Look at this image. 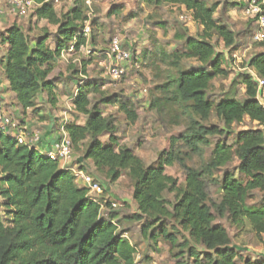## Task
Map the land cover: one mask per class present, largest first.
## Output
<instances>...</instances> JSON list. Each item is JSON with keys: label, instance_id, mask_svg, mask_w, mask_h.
Wrapping results in <instances>:
<instances>
[{"label": "trees", "instance_id": "trees-1", "mask_svg": "<svg viewBox=\"0 0 264 264\" xmlns=\"http://www.w3.org/2000/svg\"><path fill=\"white\" fill-rule=\"evenodd\" d=\"M144 1L184 6L203 27L198 37L188 35L187 30L175 34L176 39L184 41V50L157 53L164 66L178 70L176 77L166 74L167 81L159 85L164 96L152 100L150 106L177 124L188 115L185 131L171 137L170 148L159 151L154 163H146L131 147L121 144L116 120L112 114L105 115L102 106H116L130 122L139 119L138 111L120 94L102 90V79H80V75L87 76L88 66L95 60L90 56L81 61L80 67L71 63L70 76L64 80L82 81L72 103L85 116V122L73 120L65 125L73 151L81 154L82 160H92L97 172L104 173L111 184L124 173L131 177L132 199L137 207L128 219L142 223L144 238L156 244L164 237L180 249L176 255L187 252L195 264H264V256H243L219 220L227 217L237 227L247 223L256 236L264 235V201L255 208L248 203L254 191L264 194V104L260 100L264 87L259 89L248 71L241 74L246 86L244 99L211 100L208 92L213 81L228 74L224 67L227 57L217 51L212 40L222 39L230 54L236 47L235 32L216 19V6L204 0ZM35 2L33 15L55 25V32L45 29L31 36L16 22L0 30V47L8 45V89L23 111L34 108V112L42 93L46 92L53 104L57 100L55 88L63 75L52 74L62 54L70 48L79 52L89 43L96 45L99 36L94 29L97 20H93L90 37L83 33L89 12L84 0H74L71 8L62 13L52 2ZM191 59L199 64L179 70L184 60ZM247 65L264 79V51L252 56ZM92 94L98 97L93 99ZM212 114L223 123L222 127L204 123ZM246 118L256 122L257 127L235 132V126ZM235 133L236 141L217 142L209 161L201 167L188 166L177 147L178 142H183L189 151L199 153L211 145V137ZM235 158L239 161L238 172L247 180L244 182L230 171L219 180L213 178L220 184L222 195L213 202L207 177H213L215 171ZM177 165L184 172L183 181L168 173ZM101 185L104 193L107 189ZM167 193H172L174 200L167 199ZM0 195L4 200L0 264H139V249L114 220L115 214L109 218L103 215L104 205L114 208L112 201L104 194L102 199L106 200L90 196L89 189L77 184L70 169L35 146L19 144L12 133L0 135Z\"/></svg>", "mask_w": 264, "mask_h": 264}, {"label": "rangeland", "instance_id": "rangeland-1", "mask_svg": "<svg viewBox=\"0 0 264 264\" xmlns=\"http://www.w3.org/2000/svg\"><path fill=\"white\" fill-rule=\"evenodd\" d=\"M204 1L208 5L214 4L216 6V19L220 23L226 24L236 34V47L232 49L230 54L228 49L225 48L222 39L215 37L212 40L216 45L217 51H223L227 57V62L224 67L228 71V74L226 76L217 77L213 81L208 92L209 98L214 102H218L225 97L244 99L246 96V86L242 83L241 74L248 71L256 74L255 71L249 68L247 62L256 53L264 51V38L261 41H255L253 38L254 33L258 28L257 19L251 17L247 13V4L249 0ZM113 3H117L114 6L117 8L119 7L118 11L122 15L119 16V20H111L109 23L107 22L106 29L111 27L110 32H108L110 33L108 38H111L114 35H120L121 32L118 29V22L120 25H125L124 22L128 21L120 20L123 17L124 12L138 17L137 20L133 22L134 25H131L126 31H124L125 37L123 38L124 41L127 42V47L130 46L128 42L130 44L133 42V45L131 46V50L133 51L131 59L132 63L129 64L127 75L117 82H114L107 74V66H109V64L107 61L105 62L104 59L102 63H100V60L96 61L95 67L90 69V73H88L87 76L89 79H102L104 82L102 90L107 93L109 92V94H120L123 101L128 102L133 109L134 107L137 109L139 119L135 122H130L124 113L118 111L116 106H102L105 115L112 114L116 120L120 143L131 147L136 154L146 161V163H154L158 157L159 151L164 148H170L171 137L173 135L179 136L185 131V124L188 118L187 115V118L182 119L179 121L181 123L177 124L170 121L168 115L163 116L159 114L157 109L150 106L152 100L158 101L159 98L164 96V93L159 89V85H162L167 81L166 74H171L176 77L178 70V68H168L164 66L162 60L158 58L157 53L162 50L169 52L175 49L180 51L184 50V41L176 39L175 34L187 30L188 35L198 37L202 34L203 27L192 19V12L188 11L184 6H177L164 2L155 5L148 4L144 0H110L107 5H101L102 8L99 7V11H96L97 7H93V9L97 14L101 12L105 13V9L107 8L108 10ZM242 4H244V7ZM6 6L7 2L0 3V20H13L15 16L10 17L6 12L4 13L7 8ZM33 12L34 9L30 11L29 15L20 18L16 17L15 20H21L22 22L24 21L27 23L36 22L35 31L31 30V32H29L31 36H36L43 31L45 26L43 24L39 25L37 21L39 19L33 15ZM184 16L186 19L182 18ZM94 18L95 17H93V20ZM96 20L98 23L95 24V28H98L101 24V16L97 15ZM27 23H25V28ZM77 56L79 59L82 57L85 58L83 53H79ZM75 57V55H71L66 56L64 59H60L56 65L55 72L52 74V76L63 75L58 79L60 82V87L57 89L58 96H61V89H64L68 93V97L71 95L73 96L75 93L74 90L78 87V84L82 82L77 79H68L64 82L65 78L70 76L69 62H74L80 67V64L74 60ZM198 64L199 63L194 59L184 60L179 67V70H187ZM79 77L80 79L84 78L82 75ZM74 85H76V87H74ZM97 97L98 95L92 94L93 99H96ZM260 100L264 104V91H262ZM64 102L67 103L65 108H68L71 104V101H69L68 98H66ZM53 107L55 108L57 105L55 104ZM46 108L50 107L47 106L45 102H42L38 106V111ZM59 110L64 111V109ZM171 110H174L173 107ZM66 112L68 115L74 114L69 110ZM9 114L12 115L15 120L20 118L15 111H11ZM204 123L208 125L215 124L221 127L223 126V123L218 120L215 114H212L210 119ZM255 127H257V123L246 118L243 123L235 126V132ZM210 141L211 145L203 147V151L199 153L189 151L190 148L184 145L183 142H178L177 147L181 150L182 156L185 157V162L188 166L201 167L209 161L211 152L217 142L220 141L232 144L236 141V133L232 135L211 137ZM185 152H188L189 155H184ZM78 154L75 153L73 155L72 162L78 164L73 167L75 169L85 168L82 169L83 172L90 173L94 176V171L76 161L77 158L75 159L74 156ZM238 163V159L235 158L223 168L215 171L213 177H207V188L213 202H218L222 196L220 184L213 182V178L219 180L226 171H230L244 182L247 180L244 175L238 172ZM168 173L176 174L180 177L181 181L184 179V172L180 169L179 165L169 168ZM101 176L107 179L104 173H101ZM76 180H78L77 182L80 185H83L80 178L77 177ZM115 184L114 189L117 192L116 194L121 195V197L107 198L108 201L110 200L112 203H116L117 206L111 209L104 205L103 215L106 218H109V215L115 214L114 220L119 224L121 230L125 232V236L139 249V254L137 255V261L139 264H184V261H187L186 264H195L194 260L187 255V252H184L181 256L176 255L180 249L174 248L172 243L164 237H160L156 244L152 240L144 238L141 231L142 223L128 219L132 213L131 205H129L127 201L125 202L122 200L123 198L131 196V177L127 173H124L118 180V183ZM103 194L104 193L93 194V196L101 200L102 197H104ZM166 197L171 201L174 200V195L172 193H167ZM263 201L264 194L258 190L254 191L248 198V203L254 208L263 203ZM122 202L126 203L125 207H122ZM3 203L4 200L0 195L1 215H4ZM103 203L105 202L103 201ZM219 220L228 228L232 238V244L240 248L241 253L243 252V256H251V258L264 256V235L262 237L256 236L250 225L247 223L243 224V226L237 227L232 225L227 217H220Z\"/></svg>", "mask_w": 264, "mask_h": 264}, {"label": "crops", "instance_id": "crops-1", "mask_svg": "<svg viewBox=\"0 0 264 264\" xmlns=\"http://www.w3.org/2000/svg\"><path fill=\"white\" fill-rule=\"evenodd\" d=\"M73 1L74 0H62L60 4L56 5L57 12L58 13L67 12L71 8ZM0 3H5V0H0ZM107 4L108 3L95 4L94 7H97L96 11L97 10L99 11V7L102 8V6H105ZM116 4L117 3H113L108 10L106 8L105 13L101 12V13L97 14L93 9V13H94L93 15L96 19H97V15L101 16V24H100V26H98V28H94L95 33L99 35L98 40L96 41V45L89 43L87 46V48H90L93 51V53L91 55H86V52H85L86 49L85 48H81V50L79 52H76L73 50V48H70L69 50L65 51L62 54V57L60 59H64L66 56L75 55L76 57L74 58V60L77 61L79 64H81V61L84 59V57L79 59L77 56L79 53H83L85 55V58H89L90 56H92L95 58V60L88 66V73H90V69H92V67H95L96 61L100 60V63H102L103 59H105V57L102 55V50H104L108 46V42L110 41L109 39H111V38H108L109 34H110L108 32H110L111 27L109 29H106L107 22L109 23V21H111V20H113V21L119 20V16L122 15L118 11L119 7L117 8L114 6ZM5 12L8 14V16H10V17L15 16V18L13 20H0V30H4L9 25L16 22V23L20 24L23 27V29L25 31H27L28 33L31 32V30L35 31L36 22H28L27 23L24 21L22 22L21 20H15L16 17L20 18V16H18L16 13H13L8 7L6 8V11H4V13ZM35 17L38 18L37 16H35ZM95 18H94V20H96ZM137 18H138L137 16L131 17L128 13L124 12L123 17L120 20H128V21L124 22L125 25L124 24L120 25V23L118 22V24H119L118 29L121 32L120 36L122 37V39L125 37L124 31H126V29L129 28L131 25H134L133 22L135 20H137ZM37 21H38L39 25L43 24L45 26L43 28V30L47 29L49 32L52 33V32H55L57 29V27L55 25L50 24L47 20L40 19ZM25 23H27L26 28H25ZM114 29H115V27H114ZM135 39H137V38H135ZM126 43L127 42L124 41V39H123V44H125L124 45L125 47H127ZM128 44L130 45L129 46L130 48L129 47H127V48H129L131 50V46L133 45V42L131 44L128 42ZM7 48H8L7 44L0 47V109H4L5 111L7 110L9 113H11V111H15L17 116L20 117V118H18V120L16 119V121L21 128H24L25 130H27L28 133H30L31 135L35 134V133L39 134L40 140H39L37 148L41 153L46 154L48 151L52 150L53 145L57 141L61 140L64 136H66V134H67L66 130H65L66 123L73 121V120H77L81 124H83L85 122V116L82 114H79L74 109V106L72 103L73 99L75 98L77 88L74 90L75 93L73 94V96L71 95L70 97H68V93L64 89L63 90L61 89V92H60L61 96H58V90L57 89H59V87H60L59 86L60 82L58 80L57 86L55 88L56 97H57L55 104L57 105V107L54 108L53 106H55V104L48 101L49 97H48V94L45 92V93H42L41 96L39 97V99L37 100L36 107H38L40 103L45 102L47 104V106H49L50 108H46V109H43L40 111L37 110L36 112H34V108L23 111L21 109V107L17 104L15 94L8 89L9 82H8V79H7V76L5 73V70H6V58H5V56H6ZM131 52H133V51L131 50ZM72 63H74V62H72ZM70 64L71 63L69 62V65ZM88 73H87V75H88ZM82 77L88 78V76H86V75H82ZM74 87H76V85H74ZM66 98H68L69 101H71V104L69 103L70 106H68V108H65V105H67V103L64 102ZM6 106H8V107H6ZM59 109H64V111L59 110ZM68 110L73 112L74 114L68 115L66 112ZM74 158L75 159L77 158L76 161H78V162L81 161L79 163L84 164L86 166V168L88 167L92 171H94L93 173L100 179L101 183L104 185V188L106 187V189H107L104 192V196L106 198H109V197L119 198V197H121V195L116 194L117 192L114 189V186L116 185L115 183H118V181L114 182L112 184L109 183V181L107 179L102 177L101 174H99L97 172L93 161L92 160H82L81 154L74 156ZM77 184L79 186H83V185H80L78 182H77ZM130 194H131V196H129L128 198H123L122 200L125 202L127 201V203H129V205H131V210L133 213L137 207V204L132 199V193H130ZM125 202H122L123 207H125V205H126Z\"/></svg>", "mask_w": 264, "mask_h": 264}, {"label": "built area", "instance_id": "built-area-1", "mask_svg": "<svg viewBox=\"0 0 264 264\" xmlns=\"http://www.w3.org/2000/svg\"><path fill=\"white\" fill-rule=\"evenodd\" d=\"M44 2H52L55 5L61 3L62 0H43ZM110 0H84L86 6L89 8L87 13V19L84 21L83 33L85 36L90 37L92 33V23H93V7L95 4H105ZM7 2V7L18 16H27L30 11L37 6L35 0H5ZM247 13L257 19V31L254 33V40L261 41L264 38V0H249L247 4ZM186 19V17H182ZM88 44L82 48H85L86 55H91L93 51L87 48ZM102 55L105 57L104 61L108 62L107 74L115 82L121 80L127 75L129 70V64L132 59V52L129 48H126L123 44V39L120 35H114L111 37L108 46L102 50ZM254 76L259 89L264 87V79L258 77L256 74L252 73ZM6 133H14L19 144H28L30 146H38L40 136L39 134H30L24 128H21L17 121L9 114V112L4 109H0V135ZM67 133V132H66ZM73 147L71 140L66 134L61 140L57 141L52 150L46 153V156L51 160L60 162L62 167L70 169L75 178H80L83 186L89 189L90 196L94 197L93 194L103 193V187L101 182L97 180L90 173L83 172L82 169H75L73 166L78 165L73 161ZM74 163V164H73ZM78 181V180H76ZM96 198V197H95ZM117 204L113 203V207Z\"/></svg>", "mask_w": 264, "mask_h": 264}]
</instances>
